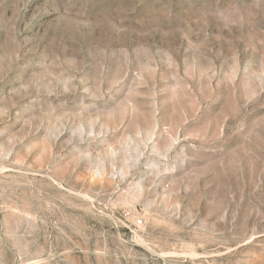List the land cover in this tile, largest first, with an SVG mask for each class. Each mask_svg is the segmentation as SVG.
<instances>
[{
    "label": "rangeland",
    "instance_id": "1",
    "mask_svg": "<svg viewBox=\"0 0 264 264\" xmlns=\"http://www.w3.org/2000/svg\"><path fill=\"white\" fill-rule=\"evenodd\" d=\"M0 264H264V0H0Z\"/></svg>",
    "mask_w": 264,
    "mask_h": 264
},
{
    "label": "built area",
    "instance_id": "2",
    "mask_svg": "<svg viewBox=\"0 0 264 264\" xmlns=\"http://www.w3.org/2000/svg\"><path fill=\"white\" fill-rule=\"evenodd\" d=\"M136 223H137V224H140V223H141V220H140V219H137V220H136Z\"/></svg>",
    "mask_w": 264,
    "mask_h": 264
}]
</instances>
